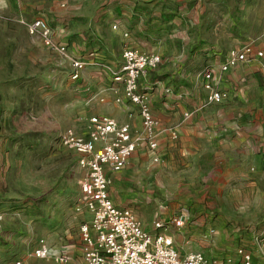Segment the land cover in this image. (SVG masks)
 <instances>
[{
	"label": "rangeland",
	"instance_id": "374dc122",
	"mask_svg": "<svg viewBox=\"0 0 264 264\" xmlns=\"http://www.w3.org/2000/svg\"><path fill=\"white\" fill-rule=\"evenodd\" d=\"M36 19L47 21L55 39L87 63L118 66L126 48L159 54L162 62L146 81L186 87L201 108L211 51L228 55L264 45V0H0V264H59L29 259L41 239L55 251L69 246L67 264H83L86 219L76 211L82 172L78 155L60 137L68 129L85 134L91 116L125 118L126 112L115 105L101 69L88 65L79 81L70 78L69 63L22 24ZM148 22L155 27L148 30ZM105 45L109 54L101 52ZM231 73L238 79L234 101L245 97L238 109H264V68L242 64ZM180 144L166 143L159 162L147 151L131 159L125 173L111 179L113 198L150 232L155 221L168 224L182 257L199 252L210 261L242 264L237 250L243 248L264 264V172L242 178L221 168L219 157L196 155L188 146L184 154ZM182 213L189 220L177 229L171 222Z\"/></svg>",
	"mask_w": 264,
	"mask_h": 264
},
{
	"label": "built area",
	"instance_id": "2783aa9c",
	"mask_svg": "<svg viewBox=\"0 0 264 264\" xmlns=\"http://www.w3.org/2000/svg\"><path fill=\"white\" fill-rule=\"evenodd\" d=\"M22 24L30 35L40 39L47 49L69 63L70 78L73 81L81 79L88 65L101 69L112 83L108 90L114 95L115 103L122 105L127 101L137 108L141 119V129L135 130L130 123H120L108 115H95L88 119L85 134L68 129L60 137L61 145L78 155L77 163L82 172L76 211L85 215L86 219L80 227L85 264H222L208 260L199 252L182 257L173 238L166 233L168 224L155 221L154 232H150L132 210L116 206L110 196L109 172L119 173L124 170L132 155L142 147L149 149L154 162H159L162 156L160 137L163 133L169 131L173 140L178 138L175 130L165 128L157 119L152 111L150 94L140 88L141 79L160 66L161 56L126 48L118 66L95 59L87 63L75 58L69 45L55 39L54 31L44 19L22 21ZM123 36L128 37L129 33L125 31ZM257 63L264 65V49L249 44L241 50H232L220 64V70L227 72L242 64ZM215 74L211 67L203 71L206 102L200 109L221 105L229 97L227 92L219 89ZM190 116V113L184 114L185 118ZM188 220L189 213H182L172 219L171 224L182 229ZM237 256L241 258L242 264H256L252 254L243 248L237 250ZM28 257L35 260L53 258L59 264L70 261L68 252L56 255L44 239L38 242ZM232 262L233 259H227V264ZM15 264L30 262L18 260Z\"/></svg>",
	"mask_w": 264,
	"mask_h": 264
},
{
	"label": "crops",
	"instance_id": "0c3cea01",
	"mask_svg": "<svg viewBox=\"0 0 264 264\" xmlns=\"http://www.w3.org/2000/svg\"><path fill=\"white\" fill-rule=\"evenodd\" d=\"M255 47L257 49H264V45ZM108 50L109 47L105 45L101 52L109 54ZM211 52H213V62L211 60L208 61L207 63L210 62V65H207V67H211L215 70V79L218 82L219 89L229 94V97L223 104L210 105L206 109H200V100L193 94V92H191V90L186 87H179V89L177 88L176 90L173 85L168 84L166 80L154 82L151 79H148V81H146V77H143L140 81V88L150 94L152 111L161 124L165 128L173 129L177 132L178 138L175 140H181L180 146L183 148L184 154H189L186 149L187 146L192 147L195 150L193 153L196 155H202L205 152H208V154H213L216 157H219L221 160L220 164L222 165L221 168L228 169L232 173H239L242 178L250 177V175L263 176L264 109H238V103H243L245 97H242L241 95L238 101H234V99L239 96V93L232 92L231 88L235 87L234 85L237 87L236 83L238 82V79H236L231 72L239 66L230 69L227 72H222L220 70V64L224 61L227 55H223V53H219L215 50ZM207 55H211L209 49ZM251 65L264 68L262 63ZM223 76L228 77L226 80L222 81ZM108 81L111 86L112 83L109 78ZM143 81L146 82L145 88H143ZM202 89L205 92L203 82ZM115 105L117 104L115 103ZM224 105H226L225 107H227V109H214L215 107H222ZM121 106L122 108L120 109H125L126 117L123 118L119 116L113 118L120 123H130L135 130L141 129V119L137 108L127 101H124ZM185 107H190L192 109H185ZM185 113H190L191 116L185 118ZM254 115L255 117H253ZM175 140L172 139L169 131L163 133L160 137L162 154L164 151L166 152V143L170 142L172 144ZM142 151L150 153V158L152 159L151 152L148 148H139L132 155L124 170L119 173L109 172V177L112 179L114 175L122 176L131 159L139 160L142 157L140 153ZM252 172L255 173L252 174ZM252 185L256 186L254 184H247V186ZM110 196L116 206L125 207L121 200L113 198L111 192ZM64 252L70 254L69 246H63L59 251L54 250L56 255H60ZM83 264H85L84 260Z\"/></svg>",
	"mask_w": 264,
	"mask_h": 264
},
{
	"label": "trees",
	"instance_id": "16d2710c",
	"mask_svg": "<svg viewBox=\"0 0 264 264\" xmlns=\"http://www.w3.org/2000/svg\"><path fill=\"white\" fill-rule=\"evenodd\" d=\"M142 10V9H141ZM143 11H146V9H143ZM128 17H131L132 19L136 20V23L135 24H139V22H142L139 21V19L135 18L134 16H128ZM149 23V22H148ZM145 26H147V29L150 30V29H153L155 26H150V23L149 24H146ZM148 35V34H147ZM148 38V37H147Z\"/></svg>",
	"mask_w": 264,
	"mask_h": 264
}]
</instances>
